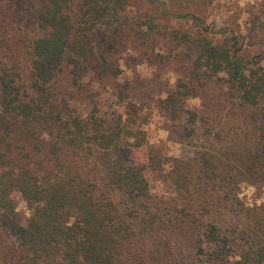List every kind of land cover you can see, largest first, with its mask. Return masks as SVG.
I'll return each mask as SVG.
<instances>
[{
  "label": "trees",
  "instance_id": "16d2710c",
  "mask_svg": "<svg viewBox=\"0 0 264 264\" xmlns=\"http://www.w3.org/2000/svg\"><path fill=\"white\" fill-rule=\"evenodd\" d=\"M129 5L0 0V264H179L183 248L185 264H264V203L239 199L264 186L262 52L234 36L161 33ZM250 23L264 52V0ZM161 41L173 47L158 59ZM125 45L178 70L156 109L193 155L168 166L170 196L152 189L169 161L162 146L131 156L146 147L140 125L101 113L89 87L122 74L111 59ZM129 88L115 84L118 106Z\"/></svg>",
  "mask_w": 264,
  "mask_h": 264
},
{
  "label": "rangeland",
  "instance_id": "374dc122",
  "mask_svg": "<svg viewBox=\"0 0 264 264\" xmlns=\"http://www.w3.org/2000/svg\"><path fill=\"white\" fill-rule=\"evenodd\" d=\"M129 12L140 19H152L158 24L161 33H192L194 36L204 35L217 39L239 38L244 45H253L249 50L253 53H261L260 62L264 66L263 46L260 36L251 32L250 23L253 13L261 10L263 0H129ZM176 16H185V19H177ZM263 16V15H262ZM263 21V18H262ZM103 38V36H101ZM173 47L168 41H161L155 45L153 54L166 55ZM182 48V47H181ZM181 51V50H180ZM182 53V51H181ZM180 53V54H181ZM159 59V58H158ZM123 70L117 79H111L110 84L103 85L93 81L90 88L95 93V100L99 103L101 113H122L124 120L132 118L140 125L145 146L142 150L131 153V156L143 159L150 148L162 146V152L167 160V165L156 174L153 179L152 189L155 194L163 196L171 195L172 190L166 182L164 175L170 170L168 166L174 159L190 158L193 155V147L169 141V133L166 130L163 117L156 109V102L167 97L175 88L178 80V70L173 63L156 65L151 67L139 52L130 45L117 48L112 59ZM98 66H95L86 81L96 77ZM116 83L130 86V97L124 106H118L113 96V88ZM189 107H199L200 100L192 99ZM79 111L84 116L88 115L89 108L85 103L78 105ZM158 150V148L156 149ZM163 171V172H161ZM239 199L245 209H252L264 203V186L244 185L240 191ZM17 210L24 217L29 216L26 203L20 196L16 197ZM185 248L182 250L184 260L187 263ZM176 264V263H174Z\"/></svg>",
  "mask_w": 264,
  "mask_h": 264
}]
</instances>
